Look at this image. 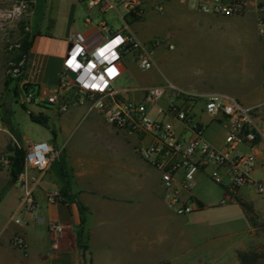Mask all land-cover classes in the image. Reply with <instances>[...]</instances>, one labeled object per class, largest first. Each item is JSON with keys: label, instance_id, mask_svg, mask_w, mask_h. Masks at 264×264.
Listing matches in <instances>:
<instances>
[{"label": "crops", "instance_id": "1", "mask_svg": "<svg viewBox=\"0 0 264 264\" xmlns=\"http://www.w3.org/2000/svg\"><path fill=\"white\" fill-rule=\"evenodd\" d=\"M29 1L35 21L34 39L21 79L33 85L37 92H48L60 83L72 31H90L91 26L85 24L89 11L78 0ZM216 1L144 0L143 17L131 23V31L142 43L171 38L175 49L161 45L156 51L154 68L149 71L140 69L135 55L128 56L115 87L124 98L138 103L145 102L147 88L163 85L167 80L196 92L198 95L192 97L180 96L178 103L187 107L194 122L203 126L204 136L214 146L231 157L255 156L259 166L253 176L260 178L264 165V33L260 19H264V13L258 10V5L264 4V0H246V10L233 15L207 13L194 6ZM205 95H230L244 106L255 108L252 121L260 131L258 140L230 150L226 143L229 122L220 114L205 110ZM167 102L165 96L157 105L150 106V115L171 123L180 138L190 137V125L170 113H159L158 107L166 108ZM44 105L47 104L27 109H44ZM85 107L91 118L86 130L76 146L63 147L59 159L42 175L41 185L34 191L38 208L34 213L23 214L22 225L13 222L22 194L20 177L11 185L10 167L0 165V264H86L89 253L94 264H114V226L127 221L141 202H165L162 169L138 152L152 141L151 137L130 134L109 123L96 110ZM35 115L45 119L48 126L43 112ZM2 120L0 156H10L13 154L10 146L20 143L11 131L14 129L11 119L2 116ZM54 140L58 148L55 134ZM30 174L39 176L35 172ZM223 175V186L229 190L226 171ZM68 180L69 194L62 196L60 193L67 188ZM250 187L238 188L248 193ZM191 192L205 205L193 188ZM50 193H59L62 200L50 202ZM80 205L86 209L84 228ZM55 223L64 226L57 244H53L51 229ZM18 234L26 240L24 249L13 243ZM80 236L86 239L89 253L79 246ZM158 245L164 252L176 250L173 238L166 234L159 238ZM165 257L158 262L173 260Z\"/></svg>", "mask_w": 264, "mask_h": 264}, {"label": "built area", "instance_id": "2", "mask_svg": "<svg viewBox=\"0 0 264 264\" xmlns=\"http://www.w3.org/2000/svg\"><path fill=\"white\" fill-rule=\"evenodd\" d=\"M89 11L85 24L90 31L73 30L67 48L58 86L48 92H37L19 81L20 101L22 105L41 106L49 104L59 112H67L72 105H85L89 110H96L109 123L130 134L148 135L152 141L138 149L145 160L152 161L162 169L164 200L177 215H186L201 209V203L192 194L197 176L210 171L211 178L223 184L226 171L230 189L242 186L255 187L257 193L264 194L263 176L255 178L253 172L259 161L253 155L239 154L231 157L228 152L214 146L205 136L204 128L194 122L189 110L178 103L180 96H195L196 92L181 88L167 80L163 85L152 86L145 90V102L128 100L116 89L115 82L122 75L130 55H135L142 71H149L156 63V51L161 45L174 49L175 45L166 39L150 43L140 42L131 31V23L142 18L144 0H78ZM246 0L224 2L217 0L213 4H194L207 13L233 15L246 10ZM162 9V6H159ZM264 13V4L258 5ZM103 18L94 24L95 15ZM111 14V18L108 15ZM121 23L120 24H118ZM264 33V19H260ZM71 45V46H70ZM27 66L23 58L13 68L12 75L22 77ZM72 73H75L74 77ZM26 86V90L24 89ZM167 96L166 108L158 107L159 113H170L192 128V135L180 138L171 123L154 118L149 107L157 105ZM205 110L214 115L220 114L229 122L226 143L230 150H235L245 143H255L260 131L252 121L255 108L244 106L237 98L230 95H205ZM4 128L0 121V129ZM63 149L56 148L47 140L31 141L25 147V168L21 173L20 187L22 194L18 200L13 222L23 224L24 213H34L38 208L35 189L41 185V177L59 159ZM160 157V158H159ZM0 165L10 166L8 155L0 156ZM35 172L39 176H32ZM231 194L221 200L227 203ZM52 203L62 200L59 193L48 194ZM53 244H57L64 226L52 224ZM13 243L19 248H26L24 236L16 235Z\"/></svg>", "mask_w": 264, "mask_h": 264}, {"label": "rangeland", "instance_id": "3", "mask_svg": "<svg viewBox=\"0 0 264 264\" xmlns=\"http://www.w3.org/2000/svg\"><path fill=\"white\" fill-rule=\"evenodd\" d=\"M94 15V24L103 18L102 14ZM146 19L150 21L151 17L147 15ZM34 23L29 0H0L1 124L2 116L11 119V131L22 148L40 140L55 145L54 134L59 149L76 146L91 119L85 106L72 105L67 112H59L49 104L44 109L28 110L20 101L21 77L13 76L12 68L20 61L25 42L34 36ZM165 39L175 45L173 39ZM30 112H43L48 126L33 121ZM193 190L205 203L198 211L176 216L164 201H145L136 206L127 221L114 226V264H155L165 256L173 260L157 264H241V251L258 252L260 264H264V196L252 186L246 190L248 193L239 188L228 190L211 178L210 171L197 176ZM226 192L232 198L222 203ZM164 234L176 243L172 253L159 248L158 240ZM87 257L92 258L91 253Z\"/></svg>", "mask_w": 264, "mask_h": 264}, {"label": "trees", "instance_id": "4", "mask_svg": "<svg viewBox=\"0 0 264 264\" xmlns=\"http://www.w3.org/2000/svg\"><path fill=\"white\" fill-rule=\"evenodd\" d=\"M33 39H34V36L29 42H25V45L23 48V54L18 57V60H21L25 56L28 57L30 48H31L32 43H33ZM20 80H21V78H20ZM27 87L31 90L32 89L36 90L35 87L29 83L27 84ZM24 108L27 109L26 106H24ZM30 116H31V119L33 121H37L43 125H47L45 119L36 116L33 112H30ZM10 150L13 152V154L9 156V158H10V166L9 167H10L11 176L12 177H14V176L19 177L25 168V148H22L19 146H14V147L10 146ZM60 194L62 196L69 194V180H68L67 188L64 189ZM1 199H2V196H0V200ZM80 210L82 213V217H81L82 228H84V225L86 222V214H85L86 209L80 205ZM78 244L84 250L85 253H89V248H88L87 241L85 238H81V236L78 237ZM260 257H261V255L258 252H253V251L252 252H250V251L249 252H242V251L239 252V258H240L241 264H260L261 263L259 260ZM86 264H94L93 259L89 258L86 261Z\"/></svg>", "mask_w": 264, "mask_h": 264}, {"label": "water", "instance_id": "5", "mask_svg": "<svg viewBox=\"0 0 264 264\" xmlns=\"http://www.w3.org/2000/svg\"><path fill=\"white\" fill-rule=\"evenodd\" d=\"M70 46H71V45H70ZM72 75H73L74 77L76 76L75 73H72ZM24 89L26 90V86H24ZM17 180H18V176H14V177L12 178L11 185L15 184V183L17 182Z\"/></svg>", "mask_w": 264, "mask_h": 264}]
</instances>
